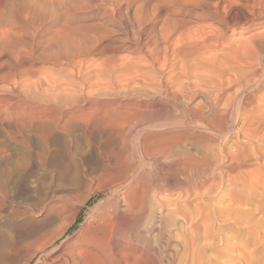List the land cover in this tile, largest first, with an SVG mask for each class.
<instances>
[{
  "label": "rangeland",
  "instance_id": "1",
  "mask_svg": "<svg viewBox=\"0 0 264 264\" xmlns=\"http://www.w3.org/2000/svg\"><path fill=\"white\" fill-rule=\"evenodd\" d=\"M33 1L34 0H0V87L2 86L4 92L3 93L0 89V92L3 93L0 94V146H4L2 148L5 149H0V159L2 156V159L0 160V168L5 166L2 164L9 162L8 159L11 157L17 158L21 156L22 150L25 147H29L32 156H37L38 160L40 157L41 160L36 166L29 163L24 165L26 167L19 169L18 175L21 176L22 180L18 179L16 184H14L18 185H13L15 188L12 186L13 190L10 189L7 191V197L9 196L7 200H10L8 202L11 204L12 210L15 214H13L12 217H9L11 219L6 217L0 218V236L9 231L16 233L20 231L22 232L24 229L33 225L37 220L46 216L57 215L58 218L52 224L44 228L35 238H19L17 244L13 245L10 249L12 258L18 256L21 252H24L25 254L27 252L28 255V251H32L33 246L39 239L51 237L69 222V216H71L70 214L72 213L71 211L73 207L78 205L83 194L87 191L86 188H78L77 182L81 181L78 179L82 178L84 181L90 182L93 179L100 178L105 169H108L110 165L115 166L128 162L131 159L130 154L136 152L135 148L139 141L138 139L141 140V138L146 136L150 142H154V145L156 143L161 145L159 146V148L163 147L161 150L170 148L171 154L168 152L167 155L166 152L163 155L162 153L165 151L163 150L157 154L156 158L152 160L153 162L145 165L146 168H144L143 175L146 182H144V186H141V188H146L148 193L150 192L149 194L151 197H153L152 194H154V198L155 200L157 199L158 202L156 200L152 206H150L151 204L149 202L146 203L143 212L139 213V216H142L143 218L141 217L138 220L139 222L136 221L132 227L134 245H141V247H143V245L146 244L143 248L152 252V236L149 233L148 225L150 223V214L153 209H156L158 215L160 214L159 221H162L159 222V225H164V228L159 226L160 230L163 229L160 231L161 234L164 231L163 235L160 234L159 236L161 240L159 239L158 241V247L160 248H158L160 252L157 251L159 264H264V0ZM64 17L66 19H64ZM4 22L8 23L7 25L10 26L9 30L10 28H13L12 31L10 30L12 33L13 31L18 30L17 32H20L19 35H21L22 32L26 30L25 32H28V34L24 32L25 35L22 34V36H19L17 32H14L12 34L13 36H11L9 30L5 31L8 26ZM14 23L16 24L14 25ZM51 24L52 26H49ZM101 24H104L105 28L109 29H104ZM60 26L64 33H62V38H65L64 43L68 42L70 38H74L76 35L75 39L78 41L80 39L79 42L82 47H84L86 43L88 44L91 41H97L99 38L104 44L114 45V48H112L109 53L113 50L110 54L111 56L113 55L112 61L114 64L117 63V66L112 63L115 67L111 68V65H109L111 70L109 69V66H106L105 69L103 66L97 64H101V58L104 59L105 55H98L97 57L95 54H90L88 55V58H85L84 65L85 63L86 65L84 68H88L86 70H89V66L92 65V68L90 66V69L93 70L90 71L95 72L97 69L95 70L94 68H96L97 65L98 68L99 66L102 69L104 68L103 70L98 69L99 72L102 71L104 73L106 71L107 73L105 72V75H102L100 72V75V73L96 71L98 74L92 73L93 75H91L90 72L89 78L91 77L92 79L90 78L89 81L90 84L93 85L90 92L94 91L93 95L95 97L92 95V101H89L87 98L80 100L81 103L79 101L73 104L71 103L74 107L71 104H68V106L62 108L55 103L53 104V102H45L42 99L43 96L49 98V95H51L49 93L54 95L52 86L54 85L53 87H55V84L58 86L60 82L65 85L66 88H64L67 89V91H70L68 92L69 94L73 89L75 93L80 91L77 88L80 89L78 85L81 86V83L76 81L77 78L71 74L73 70L70 66H54V69L53 64L43 61L38 65V70H42L34 71L35 73L30 72L31 76L29 73L26 75H29V78L31 79H35L34 82L32 79L31 83V80L26 76L25 79H23L24 76L21 79H16L19 81L21 80L22 83L24 80V83H31L29 85L27 84L28 86H25L29 87L30 85H33L34 87L30 86L32 90L33 88H37L35 85L37 84V81L44 83L43 85L38 82L37 89L39 90H33L36 94L39 93L38 95H32L33 91H29L31 90L30 87L28 89L24 84L23 86L25 90H23L24 88L22 87L21 82L16 86L17 81L11 77V80L10 78H7L8 82L7 79H2L7 73L11 74L12 72V74H14V66L16 67L14 56L21 52V55L19 56L22 57L23 50L28 47L26 45L25 48V44L29 43L30 45H28L31 47L30 49L35 48L34 45H36V51L34 52L35 55L42 52L51 54L54 51H58L59 48L55 41L52 43H46L47 41L45 42V40H42L40 37H42V29L48 27L58 29ZM69 26L73 27L71 28ZM99 26L102 28H98ZM1 27L6 28L1 31L3 29ZM82 28L83 30H81ZM29 30L32 33H30ZM109 30L113 33H108ZM73 31H76V34ZM6 32L8 37H6ZM69 32L70 34L67 35ZM72 33L75 35L68 37ZM2 34L6 35L3 36ZM94 34H101L103 38L101 35L93 36ZM30 36L33 39L30 38ZM4 37H6L7 40H5ZM81 37L84 41L81 40ZM28 38H30V40H28ZM93 38L98 39L94 40ZM66 39L68 41H66ZM86 39L88 42H85ZM14 40H16V42ZM21 40L24 41L22 42ZM141 40L145 41L141 42ZM18 41H20V44L23 43V47ZM40 43H42L41 46ZM117 45L120 47H117ZM9 46L10 49L13 47L12 51L9 49ZM63 46L64 48L66 47L65 44L63 45V43H61V51L65 50ZM145 46H147V48ZM14 50H19L16 52L18 54H16ZM1 60L2 62L4 61L3 64H1ZM88 61H91L90 64ZM40 64H44V66H41ZM88 64L89 66H87ZM65 66L68 69H66ZM47 69L49 70L47 71ZM41 71H44L45 74ZM45 71H47V74ZM52 71L55 73L58 71L60 75L56 73V76ZM67 73L68 75L71 74L72 77L71 75H69L70 77H67ZM34 74L35 76L38 74V77L36 78L39 80H36ZM39 75L40 77L42 76V79L46 78L45 82L39 78ZM43 75L45 76L43 77ZM46 75H49L48 77L50 78H47ZM63 75L68 79L72 78V80H69L68 82V80H63L66 79L63 77L60 81V76ZM95 75L100 80L96 79ZM51 77L54 79L60 78L59 80L57 79L56 83L52 80L55 84L52 85V82V86L50 87L49 83ZM27 78L29 81L26 80ZM13 80L15 81L13 82ZM92 80L93 82H97L96 84L100 81V84L95 86V83H91ZM46 81L49 83H46ZM58 81L59 83H57ZM65 81L70 83L68 88L66 86L68 84H66ZM101 82L105 87L107 86V89H115H109L110 92H107ZM41 84L49 93L43 91V88L40 89V86H42ZM47 84L49 86H45ZM4 85H6V89H4ZM12 85H14V87ZM63 85H59L60 90L58 87H55L54 93L56 94L58 92L57 94L69 96L65 90L63 92H66V95L63 92H60L64 89H61ZM70 85H74L73 87L76 85V88H73ZM101 85L103 89L100 88L98 92L97 87H101ZM7 87L8 89H12L8 90ZM18 87H21L22 89ZM56 88L59 91H56ZM69 88L73 89L69 90ZM90 88L91 87L86 88V91ZM6 90L8 92L7 94L5 93ZM19 90L20 92L28 91L31 95H29L28 92L20 94ZM104 90L108 95H104ZM42 91L49 95H44ZM116 91L117 93L119 92V95L115 94ZM122 91H124V93ZM9 92H11V94ZM79 93L81 94V91L77 94H71H73L72 97L77 95L74 98H78V96H80ZM98 93L101 96L97 95ZM22 94H24V96ZM39 95L40 97H38ZM29 96L34 97V103L33 99ZM35 97L40 98L41 100L38 99L37 102L35 101ZM139 107L141 109H139ZM92 108H96V110L92 112ZM1 109L4 111L6 109L7 113ZM22 110L25 111L24 113H29L30 111V114H34V116L35 114L41 116L42 121L36 122V120L28 119L29 115L21 114L23 113ZM89 110L90 112L88 113ZM116 110L117 112L120 110V113H117ZM82 111L84 112L82 114L84 116L80 115ZM235 112L237 114H234ZM65 113L70 115L74 113V115H79L81 118L88 117V119H90V124L86 126L84 124L70 123L69 126L66 125L65 127H61L65 124L64 121L52 122L57 119L58 116H62ZM121 113L122 115L120 116ZM19 114L20 117L18 118ZM87 114L91 117L87 116ZM56 115L57 117H55ZM235 115H238L237 118ZM7 117L9 121L7 120ZM96 117H99L100 119L97 122L95 121ZM2 120L4 122H2ZM149 124L151 129L148 128ZM153 124L158 125L155 126ZM107 126L109 129L106 128ZM2 128L6 131H3ZM119 128H123L121 129L122 132ZM140 128H143V130ZM110 129L112 131H110ZM18 130L21 132L17 133ZM2 131L4 133H2ZM22 131L25 132L23 133ZM50 131L54 132L50 133ZM10 133L12 134L10 135ZM140 133L142 134L139 135ZM121 134H124L123 136L126 138V143L128 144L127 149L124 150L116 145L108 147L104 146V143L108 138L113 135L123 137ZM171 134L176 136L173 135L169 137ZM26 136H29V139ZM166 136L168 138H166ZM6 137L10 139H7ZM65 138H67V140ZM11 139L13 140L11 141ZM47 139L48 141H46ZM61 139L64 144L61 142ZM40 140L42 141V144H49L50 152L57 153L58 160H61L62 157L61 161L65 160L63 161L64 163L59 161L55 166L47 165L45 163V151L41 149L40 154V147L42 145ZM165 140L167 141L166 144H168V146L165 144ZM158 141L160 142L158 143ZM10 142L12 146L14 145L13 147L15 149L11 147ZM19 142H23L22 145L18 144ZM34 143H37L38 145L36 144L35 146ZM7 144H9V146ZM52 145H55V147L53 148ZM35 147H37V149L39 148V150ZM75 149H78V151ZM197 149L199 150L197 151ZM6 150H10L13 155L10 154V152H6ZM3 151L4 153H2ZM13 151H17V154L13 153ZM204 151L207 156L204 154ZM94 152L100 154L101 162L99 161V164L96 162ZM103 152L105 154H102ZM117 153H119V155H117ZM41 155H44V158ZM64 156L67 158L63 159ZM109 156L111 157V161ZM134 156L135 158H138L135 154ZM257 157H259V159ZM184 159H186L185 161L188 164L185 165L183 162ZM187 159L190 161V164L192 163L189 168L194 166L193 169H191L193 174L189 168L186 169L189 165ZM106 160L111 163L109 166ZM42 161L44 162V164L42 163L43 165L40 164ZM206 161L208 163L204 164ZM102 163L105 164L103 165ZM199 163H201L203 168L205 167L206 171L205 169H202V166ZM241 163H243L242 165L244 167L242 165L239 166ZM252 163L254 164V168L257 166L258 168L254 169ZM195 164H198V167L195 166ZM248 164L252 169L246 167ZM137 165H140L139 162H137ZM235 165L239 167L237 168ZM55 167L57 169H55ZM245 167L248 168V170L253 171V173L251 172L252 175L247 173L248 170ZM37 168L39 169L37 170ZM175 168L176 170H173ZM167 169H169V172L165 175V171H168ZM20 170H23L22 173ZM193 170H195V172H193ZM202 170H204V173H202ZM244 170H246V174L244 173ZM241 172L245 174H243V177ZM73 173L76 174V176H74ZM187 173L190 174V177ZM94 174L96 176L98 175V177ZM150 174L152 176L149 177ZM163 174L165 176H163ZM237 174H241V177L238 178V176H236ZM153 175L157 178H154ZM194 175L196 177L193 178ZM49 177H51V180H49ZM65 177H70V179H65ZM234 177L238 178L241 183L238 182V179L235 181ZM157 180L158 183L159 181L161 183L158 184ZM184 180L185 182H183ZM65 181H68L69 183ZM176 181H178V183ZM74 182L76 184H74ZM168 182H174V186H172V184L168 185ZM30 183L32 185H30ZM23 184L29 185L28 191L25 188L21 189ZM36 185L39 188H36ZM60 185L62 187H60ZM65 185H68L67 188ZM152 186L154 188L156 186V189H153ZM27 192L29 193V196ZM65 192L67 193L65 194ZM19 195L21 197H19ZM22 195H26V199ZM103 197H105V195L99 193L94 195L87 202V204L81 209L75 223L67 230L63 237L58 239L55 246H60L64 244L65 241H69L75 237V234L84 222L86 215ZM25 203H29L28 207ZM30 203H32L31 206L33 205V208L30 206ZM38 211H40V213ZM235 213L239 214V218L241 219L239 223H237L239 219L236 217L237 215H234ZM2 219L3 222H1ZM165 223L167 224L166 227ZM140 233H142V235ZM143 234H145L146 238H144L145 236ZM222 234H224V236ZM148 235L151 239L147 237ZM24 244L26 245L24 246ZM20 246L21 248H19ZM24 248H26V250Z\"/></svg>",
  "mask_w": 264,
  "mask_h": 264
},
{
  "label": "bare ground",
  "instance_id": "2",
  "mask_svg": "<svg viewBox=\"0 0 264 264\" xmlns=\"http://www.w3.org/2000/svg\"><path fill=\"white\" fill-rule=\"evenodd\" d=\"M34 1H36V0H34ZM33 1V2H34ZM33 9V8H32ZM31 14V13H30ZM33 15V14H32ZM56 15H58V14H56ZM63 17V16H62ZM49 18V17H48ZM53 18H55V17H53ZM66 18H67V16H66ZM65 17H64V19H66ZM73 18V17H72ZM50 19V18H49ZM48 19V20H49ZM61 19V18H60ZM71 19V18H70ZM56 20V19H55ZM68 20H69V18H68ZM29 21V20H28ZM50 21V20H49ZM62 21V20H61ZM54 22H56V21H54ZM53 22V23H54ZM60 22V21H59ZM66 22V21H65ZM2 23H3V21H2ZM5 23V22H4ZM29 23V22H28ZM33 23V22H32ZM31 23V24H32ZM62 23V22H61ZM6 25L8 24V23H5ZM10 24V23H9ZM12 24V23H11ZM16 23H14V25H15ZM30 24V23H29ZM56 24V23H55ZM13 25V26H14ZM18 25V24H17ZM16 25V26H17ZM62 25H63V23H62ZM61 25V26H62ZM101 25H103V27H104V29H109V28H105V26H104V24H101ZM1 26V25H0ZM8 26V25H7ZM6 26V27H7ZM24 26V25H23ZM22 26V27H23ZM44 26V25H43ZM46 26V25H45ZM49 26H52V24L51 25H49ZM60 26V28L58 27V29L56 28V29H54L53 27H48V28H44V29H42V37H40V36H38V37H40V38H42V40H45V42L46 43H52V42H56L57 43V46H58V48H59V50L58 51H54V52H52L51 54H49V53H39L38 55H35L34 54V52L36 51L35 50V48H36V45H34V47L35 48H33V46H32V48L33 49H30L31 47H29V45L28 44H25L24 46H25V48H26V45L29 47H27L26 49H24L23 50V55H22V57L21 56H19V55H21V52L18 54V53H16V52H18V51H16V50H14L15 51V53L16 54H18V55H16V54H14V55H16V56H14V59H15V61H16V67L14 66V68H15V71H13V73L14 74H12V72H11V74L10 73H7L6 75H4L3 77H2V79H7V78H12V79H18V78H23V76H24V78L23 79H25V76L29 73V75L31 74L30 72H33V73H35L37 70H38V65H39V63H41V62H43V61H47V62H49V63H51V64H53V68H54V66H60V65H67V66H70L71 68H72V73L71 74H73V76L75 77V78H77V80L76 81H78V82H80L81 83V86H79L78 85V87H80V89L79 88H77L78 90H80L81 91V94H80V96H78V98H74V97H76V96H74V97H72L73 96V94H71V93H74V94H77L78 92H80V91H77V93H75V91H74V89L73 88H76V85H75V87H73L72 85H70V86H72L73 88H69V90L70 89H73V90H71V95L68 93V92H70V91H67V89H65L66 87H65V85H63V84H61V82H60V86H62L63 85V87H61V89L62 88H64L63 90H61L60 92H63L64 90L65 91H67V93H68V95L69 96H71V97H69V96H64V95H62V94H55L54 93V91H55V87H58V89L60 90V87H59V85L57 86L55 83H56V81H57V79L59 80V78L61 77V79H60V81L63 79V77H64V75H65V73H64V75L63 76H60L59 78H57V79H54V78H56L55 76H53L54 78H52L51 77V81H50V83L49 82H47L46 81V83H49L50 84V87L53 85V84H55V87H53L52 86V89H53V94L54 95H52V93H49L48 92V90L47 89H45V88H43V85H44V83H42V82H39V81H37V84H38V82L39 83H42L41 85L42 86H40V89H44L43 91H47V93H49V94H51V95H49V94H46V93H44L43 91V94L44 95H49L50 97L49 98H46L45 96H43V100L45 101V102H47V101H49V102H53V104L55 103V104H57L58 106H61L62 108L63 107H66V106H68V104H73V103H75V102H77V101H79L80 102V100H84V99H87L88 98V100L89 101H92V95H93V93H94V91L93 92H90V90L92 89V86L93 85H91L90 84V78H89V75H90V70H93V69H90V66H91V68H92V65H90L89 66V64H90V62H89V64L87 65V66H89V70H86V69H88L87 67L86 68H84V66L86 65V63H85V65H84V61H85V58L87 57L88 58V55H90V54H95V55H97V57H98V55H105V58L103 59V58H101V60H99V59H97V60H99V61H101V64L100 63H97L98 65H100V66H103L105 69H106V66H109V65H111V68H114L115 66H117L116 64H114L113 63V61H112V56H111V52L113 51H111L110 53H109V51L112 49V48H114V45H111V44H104L103 43V41L100 39H96V38H93L94 40H97V41H91V42H89L88 44L86 43L85 44V46L84 47H82L81 46V44H80V39H79V41L77 40V39H75V34L74 33H72L70 36H68V37H72V35H75L74 36V38H68V37H66V38H68L69 39V41L66 39V41H68V42H65L64 43V39L65 38H62L63 36H62V27ZM6 27H1V28H3L1 31H3V30H5V28ZM9 27L10 26H8L7 28H6V30L5 31H8L9 30ZM55 27V26H54ZM69 27H71V26H69ZM73 27V26H72ZM71 27V28H72ZM20 28V27H19ZM26 28V27H25ZM25 28H24V30H25ZM28 28H31V27H28ZM40 28V27H39ZM98 28H100V26L98 27ZM102 28V27H101ZM100 28V29H101ZM13 29V28H12ZM12 29L10 28V30L12 31ZM16 29V28H15ZM18 29V28H17ZM38 29V28H37ZM113 29H115V28H113ZM9 30V31H10ZM21 30V29H20ZM35 30H36V28H35ZM41 30V29H40ZM76 30V29H75ZM81 30H83V28L81 29ZM86 30V29H85ZM85 30H84V32H85ZM5 31H4V33H5ZM10 31V33H11V36H13L12 34L15 32H17L18 30H15V31H13V33ZM26 31V30H25ZM25 31H23L22 32V34L23 35H25V33L26 34H28V32H25ZM25 32V33H24ZM29 32H30V30H29ZM66 32V31H65ZM79 32V31H78ZM9 33V34H10ZM18 33V35L20 34V32H17ZM30 33H32V32H30ZM30 33H29V35H30ZM36 33H38V32H36ZM80 33V32H79ZM95 33V32H94ZM108 33H113L112 31H108ZM120 33V32H119ZM6 34H7V32H6ZM6 34H2L3 36H5ZM22 34L21 35H19V36H22ZM64 34V33H63ZM70 34V32L67 34V35H69ZM93 34V33H92ZM96 34V33H95ZM93 35V36H97V35ZM17 35V36H18ZM41 35V34H40ZM90 35H91V31H90ZM101 35V34H100ZM100 35H98V36H100ZM26 36H28V35H26ZM35 36V35H34ZM65 36V35H64ZM6 37H8V34H7V36ZM6 37H4L5 38V40H7L6 39ZM10 37V36H9ZM89 37V36H88ZM101 37L103 38V36L101 35ZM30 38H32L31 36H30ZM30 38H28V40H30ZM37 38V37H36ZM39 38V39H40ZM77 38V37H76ZM80 38V37H79ZM82 38V37H81ZM91 38V37H90ZM10 39H11V37H10ZM23 39V38H22ZM25 39V38H24ZM26 39H27V37H26ZM33 39V38H32ZM31 39V40H32ZM127 39V38H126ZM82 41H84L83 40V38L81 39ZM104 40V39H103ZM13 41V40H12ZM15 42H16V40H14ZM22 41V40H21ZM24 41V40H23ZM22 41V42H23ZM128 41V40H127ZM143 40H141V42H142ZM145 41V40H144ZM143 41V42H144ZM20 41H18V43H19ZM27 42H29V41H27ZM31 42V41H30ZM85 42H88L87 41V39H86V41ZM18 43H16V44H18ZM26 43V42H25ZM34 43V42H33ZM32 43V44H33ZM39 43V42H38ZM37 43V44H38ZM61 43H63V45L65 44V48H64V46H63V48L65 49L64 51H61V47H60V44ZM83 43V42H82ZM123 43V42H122ZM20 44V43H19ZM22 44V45H21ZM20 45L23 47V43H21ZM34 44H36V43H34ZM41 44L42 43H40V46H41ZM121 44V43H120ZM143 44H146V43H143ZM4 45H7V44H4ZM37 46H39V45H37ZM117 47H120V46H118L117 45ZM143 47V46H142ZM141 47V48H142ZM146 48H147V46H145ZM20 48V47H19ZM130 48V47H129ZM128 48V49H129ZM140 48V47H139ZM9 49H10V46H9ZM15 49V48H14ZM23 49V48H22ZM39 49V48H38ZM11 51L13 50V47H11V49H10ZM21 50V49H20ZM139 50H141V49H139ZM6 51V50H5ZM7 52H10V51H7ZM143 52V51H142ZM145 52V51H144ZM1 53V52H0ZM3 53V52H2ZM37 53V52H36ZM107 53H109V54H107ZM11 54H12V52H11ZM153 56V55H152ZM21 57V58H20ZM90 57H92V56H90ZM20 58V59H19ZM2 59V58H1ZM93 59V58H92ZM95 59V58H94ZM4 60V59H3ZM5 61V60H4ZM3 61V62H4ZM10 61V60H9ZM1 62H2V60H1ZM3 62L1 63V64H3ZM13 63V62H12ZM48 63V64H49ZM115 65H113V64ZM14 65V64H13ZM41 66L43 65L44 66V64H40ZM1 66H3V65H1ZM41 66H40V68H41ZM49 66V65H48ZM100 66H99V68H98V66L96 65V68H94L96 71H98V69H102V68H100ZM45 68H46V66H45ZM51 68H52V66H51ZM65 68H66V66H65ZM103 68V69H104ZM111 68H110V66H109V69L111 70ZM55 69V68H54ZM66 69H68V68H66ZM102 69V70H103ZM8 70V69H7ZM40 70H42V69H40ZM40 70H38V71H40ZM46 70V69H45ZM49 69H47V71H48ZM94 70V71H95ZM109 70V71H110ZM6 71V70H5ZM9 71H11V70H9ZM35 71V72H34ZM47 71H45L46 72V74H47ZM70 71H71V69H70ZM91 72V75H93L92 73H97V72ZM1 72V71H0ZM7 72V71H6ZM41 72H43V74H45L44 73V71H41ZM40 72V73H41ZM50 72V71H49ZM53 72V71H52ZM101 73H102V75H105L104 73L106 72H102V71H100ZM99 71H98V73H100ZM3 73V72H2ZM5 73V72H4ZM37 73H39V72H37ZM55 75H56V73H58L59 75H60V73L57 71L56 73L55 72H53ZM69 73V72H68ZM68 73H67V77H70L69 75H71V74H69L68 75ZM97 73V74H98ZM101 73H100V75H101ZM107 73V72H106ZM96 74V75H97ZM29 75L28 76H26V77H28L29 78ZM38 75V74H37ZM35 76V74H34V76H35V78L36 77H38V76ZM42 75V74H41ZM95 75V76H96ZM31 76V75H30ZM45 75H43V77H44ZM49 75H46V77L47 78H50V77H48ZM57 76V75H56ZM66 76L64 77V78H66ZM1 77V76H0ZM14 77V78H13ZM71 77H72V75H71ZM11 78H10V80H11ZM28 78L26 79V80H28ZM39 78H41V80L43 81V82H45V80H46V78L44 79H42V76L40 77V75H39ZM89 78V79H88ZM30 80H31V83H32V79L31 78H29ZM38 78H36V80H37ZM74 79V78H73ZM92 79V78H91ZM96 79H99V78H97V76H96ZM15 80H13V82L15 81ZM39 80V79H38ZM48 80H50V79H48ZM52 80H54L55 81V83H54V81H52ZM63 80H68V82H69V80L71 81L72 80V78L70 79H68V78H66V79H63ZM94 80V79H93ZM93 80H92V84L93 83H95L94 85L95 86H97V85H99L100 84V81H98V84H96L97 82H93ZM100 80V79H99ZM261 80V79H260ZM259 80V81H260ZM17 82H16V84L15 83H13L12 81V83L14 84V85H16V86H18L19 85V83L21 82V80L19 81V80H16ZM25 81V80H24ZM24 81H23V83H22V87L24 88V86L25 85H29V84H31V83H24ZM29 81V80H28ZM35 81V79H33V82ZM75 81V80H74ZM75 81V82H76ZM95 81V80H94ZM120 81V80H119ZM5 82V81H4ZM7 82H8V79H7ZM53 82V83H52ZM63 82V81H62ZM10 83V82H9ZM36 83V82H35ZM51 83H52V85H51ZM57 83H59V81L57 82ZM64 83V82H63ZM65 83L66 84H68V85H66L67 86V88H68V86H69V84L70 83H67L66 81H65ZM4 84V83H3ZM23 84H24V86H23ZM37 84H35L36 85V87L38 88V86H37ZM79 84V83H78ZM101 84H102V82H101ZM105 84H107V83H105ZM2 85V84H1ZM14 85H12L13 87H14ZM27 85V86H28ZM91 85V86H90ZM102 85H104V84H102ZM102 85H101V87L100 86H98L97 87V91L99 92V90H100V88H102ZM8 86V85H7ZM11 86V85H10ZM16 86H15V88H16ZM27 86H25V87H27ZM30 86H33V85H30ZM29 86V87H30ZM45 86H49L48 84L47 85H45ZM4 89H6V85H4ZM29 87H27L28 89H29ZM34 87V86H33ZM89 87H91L88 91H86V88H89ZM103 87H105V85L103 86ZM109 87V86H108ZM18 88H21V87H18ZM27 88H26V90H27ZM35 89V88H33V90L34 91H38L39 89ZM96 88V87H95ZM94 88V89H95ZM251 88V87H250ZM257 88H258V83H257ZM260 88V87H259ZM0 89L2 90V86L0 87ZM7 89H8V87H7ZM9 89H12V88H9ZM8 89V90H9ZM22 89V88H21ZM20 89V90H21ZM30 89L31 90H29V91H33L32 90V88L30 87ZM51 89V88H50ZM49 89V90H50ZM51 89V90H52ZM93 89V90H94ZM103 89V88H102ZM105 89H106V91L108 92H110V90H114V89H110V88H108L107 89V86L105 87ZM110 89V90H109ZM20 90H19V92H20ZM23 90H25V88L23 89ZM59 90H57V88H56V91H59ZM255 90V89H254ZM258 90H260V89H258ZM15 91V90H14ZM32 92L33 94L32 95H34V94H36L35 92ZM73 91V92H72ZM97 91H95V92H97ZM118 91H120V90H118ZM256 91V90H255ZM2 92H3V90H2ZM2 92H0V94L2 93ZM12 92V91H11ZM11 92H9L10 94H11ZM27 93L28 91H24V92H20V94L21 93ZM39 92H41V91H39ZM101 92V91H100ZM104 92H105V90H104ZM107 92H105V94L104 95H108V94H106ZM123 93H124V91H122ZM259 92V91H258ZM257 92V93H258ZM4 93V92H3ZM2 93V94H3ZM6 94L8 93L7 92V90H6V92H5ZM16 93V92H15ZM64 93V92H63ZM66 93V92H65ZM64 93V94H65ZM119 93V92H118ZM117 93V91H116V93L115 94H118ZM122 93V94H123ZM28 94L29 95H31V93L30 92H28ZM39 93H37L36 95H38ZM78 94V95H79ZM114 94V95H115ZM157 94V93H156ZM256 94V93H255ZM255 94H252V95H255ZM12 95H13V93H12ZM16 95V94H15ZM23 96H24V94H22ZM35 95V96H36ZM41 95H42V93H41ZM66 95V94H65ZM97 95H100L99 93L97 94ZM113 95V94H112ZM119 95V94H118ZM153 95V94H152ZM14 96V95H13ZM28 96V95H27ZM101 96V95H100ZM123 96V95H122ZM121 96V97H122ZM157 96V95H156ZM155 96V97H156ZM159 96V95H158ZM168 96V95H167ZM17 97V96H16ZM20 97V96H19ZM30 97V96H29ZM38 97H40V95L38 96ZM45 97V98H44ZM93 97H95L94 95H93ZM98 97V96H97ZM105 97V96H104ZM119 97V96H118ZM252 97V96H251ZM28 98V97H27ZM31 99H33L34 97L32 96V97H30ZM29 98V99H30ZM100 98V97H99ZM124 98V97H123ZM30 99V100H31ZM38 99H40V98H36L35 97V101H37L38 102ZM107 99V98H106ZM115 99H116V96H115ZM18 100V99H17ZM16 100V101H17ZM28 100V99H27ZM29 100V101H30ZM41 100V99H40ZM39 100V101H40ZM118 100H120V99H118ZM14 101V100H13ZM21 101V100H20ZM43 101V102H44ZM252 101V100H251ZM9 102V101H8ZM12 102V101H11ZM25 102V101H24ZM31 102V101H30ZM85 102V101H84ZM114 102H116V101H114ZM122 102V101H121ZM1 103V102H0ZM33 103H34V99H33ZM40 103H41V101H40ZM81 103V102H80ZM83 103V102H82ZM87 103H89V102H87ZM99 103V102H98ZM120 103V102H119ZM6 104V103H5ZM32 104V103H31ZM71 104V105H72ZM92 104H94V103H92ZM117 104V103H116ZM12 105V104H11ZM36 105V104H35ZM38 105V104H37ZM41 105V104H40ZM71 105H70V107H71ZM79 105V104H78ZM98 105H100V104H98ZM106 105V104H105ZM120 105V104H119ZM43 106V105H42ZM73 106V105H72ZM82 106V105H81ZM97 106V105H96ZM107 106V105H106ZM105 106V107H106ZM109 106H110V104H109ZM113 106H115V105H113ZM112 106V107H113ZM239 106V105H238ZM2 107H3V104H2ZM50 107V106H49ZM74 107V106H73ZM95 107V106H94ZM116 107V106H115ZM137 107V106H136ZM8 108V107H7ZM58 108V107H57ZM98 108H100V107H98ZM103 108V107H102ZM107 108V107H106ZM114 108V107H113ZM112 108V109H113ZM66 109V108H65ZM71 109V108H70ZM108 109V108H107ZM111 109V108H110ZM125 109V108H124ZM130 109V108H129ZM139 109H141L140 107H139ZM236 109V108H235ZM1 110H3V109H1ZM63 110V109H62ZM94 110H96V108L94 109V108H92V112L94 111ZM109 110V109H108ZM121 110V109H120ZM120 110H118V112H117V110H116V112L117 113H120ZM237 110V109H236ZM4 111V110H3ZM8 111H10V110H8ZM14 111H15V109H14ZM105 111V110H104ZM103 111V112H104ZM115 111V110H114ZM4 112H6V109H5V111ZM22 112L23 113H21V114H24V115H29L28 117V119H31V120H36V122H40V121H42V117L41 116H37L36 114H35V116H34V114L32 115V114H30L31 112L29 111V113H24L25 111L24 110H22ZM90 112V110L88 111V113ZM102 112V113H103ZM2 113V112H1ZM7 113V112H6ZM6 113H5V116H6ZM10 113H12L11 111H10ZM72 113V112H71ZM84 112L82 111V113H80V115H82ZM110 113V112H109ZM127 113V112H126ZM4 114V113H3ZM75 114H77V113H75ZM91 114V113H90ZM111 114V113H110ZM223 114H224V112H223ZM234 114H237L236 112L234 113ZM12 115V114H11ZM31 115V116H30ZM50 115V114H49ZM52 115H54V114H52ZM122 115V113L120 114V116ZM225 115H226V113H225ZM10 116V115H9ZM13 116V115H12ZM12 116H10V117H12ZM82 116H84V115H82ZM86 116V115H85ZM87 116H89V117H91L90 115H88L87 114ZM114 116H115V114H114ZM117 116V115H116ZM224 116V115H223ZM236 116V115H235ZM238 116V115H237ZM237 116H236V118H237ZM9 117V118H10ZM20 117V114L18 115V118ZM21 117H22V115H21ZM24 117H26V116H24ZM46 117V116H45ZM55 117H57V115L55 116ZM123 117V116H122ZM13 118V117H12ZM93 118V117H92ZM226 118V117H225ZM224 118V119H225ZM21 119V118H20ZM26 119V118H25ZM28 119H26V120H28ZM223 119V120H224ZM231 119H233V118H231ZM7 120H8V117H7ZM22 120V119H21ZM30 120V121H31ZM100 119H99V117L97 118H95V121L97 122V121H99ZM116 120H117V118H116ZM126 120V119H125ZM235 120V119H234ZM234 120H233V122H234ZM9 121V120H8ZM15 121V120H14ZM19 121V120H18ZM60 121H64V125L63 126H61V127H65L66 125H68L69 126V124L70 123H76V124H84V125H88V124H90V119H88V117H79V115H74V113L73 114H68V113H65V114H63L62 116H58L57 117V119H55V120H53L52 122L54 123V122H60ZM112 121H113V119H112ZM2 122H4L3 120H2ZM7 122V121H6ZM115 122V121H114ZM7 123H9V122H7ZM29 123V122H28ZM33 123V122H32ZM6 124V123H5ZM11 124V123H10ZM10 124H9V126H10ZM21 125V124H20ZM19 125V126H20ZM33 125V124H32ZM35 125V124H34ZM58 125V124H57ZM61 125V124H60ZM72 125V124H71ZM98 125H99V123H98ZM114 125V124H113ZM153 125H155V124H153ZM152 125V126H153ZM156 125H158V124H156ZM155 125V126H156ZM2 126V125H1ZM25 126V125H24ZM44 126V125H43ZM59 126V125H58ZM106 126V125H105ZM147 126V125H146ZM14 127H15V125H14ZM100 127V126H99ZM103 127V126H102ZM101 127V128H102ZM116 127V126H115ZM148 127V126H147ZM1 128V127H0ZM17 128V127H16ZM57 128V127H56ZM55 128V129H56ZM96 128V127H95ZM94 128V129H95ZM106 128H108V126L106 127ZM148 128H150V124H149V127ZM156 128V127H155ZM3 129V128H2ZM10 129V128H9ZM21 129V128H20ZM25 129V128H24ZM48 129V128H47ZM59 129V128H58ZM66 129V128H65ZM86 129V128H85ZM97 129V128H96ZM109 129V128H108ZM107 129V130H108ZM121 129H123V128H121ZM121 129L119 128V130L121 131ZM140 129H142L143 130V128H140ZM151 129V128H150ZM157 129V128H156ZM17 130V129H16ZM23 130V129H22ZM26 130V129H25ZM61 130V129H60ZM69 130V129H68ZM102 130V129H101ZM116 130H117V128H116ZM115 130V131H116ZM3 131H6V130H4L3 129ZM2 131V133H4ZM14 131V130H13ZM29 131H31V130H29ZM41 131V130H40ZM43 131V130H42ZM56 131V130H55ZM109 131V130H108ZM110 131H112L111 129H110ZM139 131V130H138ZM137 131V132H138ZM147 131V130H146ZM8 132V131H7ZM10 132H12V131H10ZM15 132V131H14ZM21 132V131H20ZM19 132V130H18V132L17 133H20ZM23 133L25 132V131H22ZM28 132V131H27ZM35 132V131H34ZM46 132V131H45ZM44 132V133H45ZM52 132H54V131H52ZM51 131H50V133H52ZM67 132V131H66ZM122 132V131H121ZM124 132V131H123ZM141 132V131H140ZM29 133V132H28ZM28 133H27V135H28ZM43 133V132H42ZM113 133V132H112ZM144 133V132H143ZM151 133V132H150ZM221 133H223L222 131H221ZM9 134V133H8ZM12 133H10V135H11ZM30 134V133H29ZM32 134V133H31ZM40 134H41V132H40ZM63 134V133H62ZM142 133H140L139 135H141ZM152 134H153V132H152ZM4 135V134H3ZM34 135H35V133H34ZM33 135V136H34ZM36 135H37V133H36ZM54 135H56V134H54ZM58 135V134H57ZM60 135V134H59ZM70 135H71V132H70ZM86 135V134H85ZM122 135V134H121ZM124 135V134H123ZM122 135V136H123ZM174 135V134H173ZM172 134L171 135H169V137L170 136H173ZM223 135H224V133H223ZM222 135V136H223ZM8 136V135H7ZM13 136V135H12ZM23 136V135H22ZM30 136H32V135H30ZM38 136V135H37ZM37 136H36V138H37ZM41 136V135H40ZM43 136V135H42ZM61 136V135H60ZM59 136V137H60ZM68 136H69V134H68ZM81 136V135H80ZM91 136V135H90ZM168 136V135H167ZM166 136V138H168ZM174 136H176V135H174ZM4 137V136H3ZM11 137V136H10ZM13 137H15V136H13ZM27 138L29 137V136H26ZM45 137V136H44ZM47 137V136H46ZM49 137H51V136H49ZM54 137V136H53ZM155 137V136H154ZM157 137V136H156ZM163 137V136H162ZM5 138V137H4ZM7 138V137H6ZM12 138V137H11ZM16 138H18V137H16ZM15 138V139H16ZM60 138H62V137H60ZM131 138H133V137H131ZM136 138H137V136H136ZM172 138V137H171ZM7 139H10V138H7ZM26 139V138H25ZM29 139V138H28ZM66 140H67V138H65ZM91 139V138H90ZM155 139V138H154ZM160 139V138H159ZM5 140V139H4ZM13 139H11V141H12ZM17 140V139H16ZM24 140V139H23ZM51 140V139H50ZM57 140V139H56ZM62 140V139H61ZM65 140V141H66ZM71 140V139H70ZM88 140V139H87ZM131 140V139H130ZM139 141L137 142V145H136V148H135V151L136 152H134V153H132V154H130V162L128 161V162H124V163H122V164H120V162H119V164L120 165H115V166H109V164H111L110 162H108L107 160V164H108V166H109V168L108 169H105V171L103 172V175L100 177V178H97V179H93V180H91L90 182L89 181H84L82 178L81 179H78V180H81L80 182H77V186H78V188H80V189H87V191L83 194V196H82V199L79 201V203H78V205H76V206H74L73 207V209H72V213L70 214L71 216H69L70 218V220H69V222L64 226V227H62L56 234H54V235H52L51 237H49V238H45V239H39L36 243H35V245L33 246V248H32V251L30 252V251H28V255H27V252H26V254L24 253V252H21L18 256H16L15 258H12V254H11V251H10V249L12 248V246L13 245H15V244H17V242H18V240H19V238H35L36 236H38L39 235V233L44 229V228H46L47 226H49L50 224H52L54 221H56L57 220V218H58V216L57 215H53V216H46V217H44V218H42V219H40V220H37L33 225H31L29 228H27V229H24L22 232L20 231V232H12V231H9V232H7V233H4L2 236H0V264H157V259H158V256H157V251H159V247H158V241H159V236H160V234H161V232L160 231H162L163 229H159V226H162V225H159V222H162V221H159V215H158V212L156 211V209H153L152 210V212H151V214H150V223H149V233H150V235L152 236V240H151V242H152V252H149V251H147L146 249H144L143 247L146 245H143V247H141V245L140 246H138V245H134L135 243H133V240H134V238H133V234H132V227H133V224L136 222V221H138L141 217L139 216V213H141V212H143V209H144V207H146L145 205H146V203H150L151 205L150 206H152L155 202H156V200H155V198H154V194H152L153 195V197H151V195L148 193V190L146 189V188H141V186H144L143 184H144V182H146L145 180V177H144V168H146V164H148V163H151V162H153L152 160H154V158H156V156H157V154L158 153H160V152H162L163 150H165V151H163V155L167 152V155H168V152H169V154H171L170 153V151H171V149L170 148H165V149H162L161 150V148H163V147H160L159 148V146H161V145H158L157 143L154 145L153 143L154 142H150L149 141V139L148 138H146V136H144L143 138H141V140L140 139H138ZM156 140V139H155ZM158 140V139H157ZM167 140V139H166ZM165 140V144H166V142L168 141H166ZM10 141V140H9ZM24 141H26V140H24ZM37 141H38V139H37ZM41 141V140H40ZM42 141H43V139H42ZM42 141H41V144H42ZM46 141H48V139L46 140ZM45 141V142H46ZM151 141H152V139H151ZM154 141V140H153ZM163 141V140H162ZM172 141V140H171ZM14 142V141H13ZM27 142V141H26ZM63 144H64V142H63V140L61 141ZM60 142V143H61ZM77 142V141H76ZM157 142V141H156ZM160 141H158V143H159ZM173 142V141H172ZM175 142V141H174ZM17 143V142H16ZM22 143L23 142H19L18 144H21L22 145ZM28 143V142H27ZM49 143V142H48ZM57 143V142H56ZM130 143H132V142H130ZM129 143V144H130ZM10 144H11V142H10ZM35 144V143H34ZM37 144V143H36ZM36 144H35V146H36ZM77 144V143H76ZM177 144V143H176ZM6 145V144H5ZM8 146H9V144H7ZM29 145H30V143H29ZM38 145V144H37ZM71 145V144H70ZM111 145H116L117 147H119V148H123L124 150L125 149H127V143H126V138L123 136V137H119V136H116V135H113V136H111L110 138H108L107 139V141L104 143V146H106V147H108V146H111ZM133 145V144H132ZM157 145H158V147H157ZM167 146H168V144H166ZM173 145V144H172ZM172 145H171V147H172ZM14 146V145H13ZM12 146V144H11V147L12 148H14ZM53 146V145H52ZM72 146V145H71ZM130 146H131V144H130ZM167 146H164V147H167ZM176 146V145H175ZM1 147V146H0ZM2 147H4V146H2ZM0 148V149H3V148ZM24 147H25V145H24ZM32 147V146H31ZM39 147V146H38ZM55 147V145L53 146V148ZM132 147V146H131ZM6 148V147H5ZM17 148V147H16ZM36 149H37V147H35ZM62 148H63V146H62ZM73 148H75V147H73ZM77 148V147H76ZM175 148V147H174ZM15 149V148H14ZM18 149V148H17ZM41 149L43 150V151H45V163L47 164V165H49V166H52V165H54L55 166V164H57V163H59V161H61L62 160V157H61V160H58V155H57V153H54V152H50V150H49V144H47V143H44V144H42L41 145V147H40V154H41ZM61 149V148H60ZM112 149V148H111ZM114 149V148H113ZM3 150H5V149H3ZM19 150H22V149H19ZM18 150V151H19ZM32 150H33V148H32ZM37 150H39V148L37 149ZM37 150H36V152H37ZM54 150H56V149H54ZM62 150V149H61ZM75 150H77L78 151V149H75ZM116 150V149H115ZM115 150H114V152H115ZM118 150V149H117ZM199 149H197V151H198ZM63 151V150H62ZM97 151V150H96ZM193 151V150H192ZM196 151V152H197ZM1 152V151H0ZM6 152H10V150H6ZM17 152V151H16ZM16 152H14L13 151V153H16ZM35 152V153H36ZM39 152V151H38ZM102 152V151H101ZM105 152V151H104ZM102 153V154H105V153ZM113 152V153H114ZM117 152V151H116ZM119 152V151H118ZM200 152V151H199ZM202 152V151H201ZM2 153H4V151L2 152ZM79 153V152H78ZM95 153V152H94ZM175 153V152H174ZM188 153V152H187ZM10 154H12V152H10ZM17 154V153H16ZM19 154V153H18ZM36 154H38V153H36ZM108 154V153H107ZM107 154H106V157H107ZM134 154L136 155V156H138V158H140V159H138V158H135V156H134ZM161 154V155H162ZM191 154V153H190ZM204 154H205V151H204ZM203 154V155H204ZM260 154V153H259ZM5 155H7V154H5ZM13 155V154H12ZM15 155V154H14ZM95 155V157H96V162H97V164H99V161H100V154L97 152V154L95 153L94 154ZM109 155V154H108ZM111 155V154H110ZM117 155H119V153H117ZM186 155V154H185ZM202 155V154H201ZM206 155V154H205ZM11 156V155H10ZM10 156H9V158H10ZM35 156V155H34ZM34 156H32V154H31V151H30V149H29V147H25L23 150H22V154H21V156H19V157H17V158H10V159H8L9 160V162H7V163H5V164H2L4 167H1L0 168V218H3V217H6V218H9V217H12V215L13 214H15V212L12 210V206H11V204L8 202V201H10V200H7L8 199V197H7V191L8 190H13V187L14 186H17V185H14V184H16V182L18 181V179H21L22 180V178H21V176L20 175H18L19 174V169H21V168H23V167H26V166H24V165H27V164H29V163H31V164H33L34 166H36V165H38V162L39 161H41L40 160V157H39V160H38V158H37V156L36 157H34ZM39 156V155H38ZM42 156V155H41ZM44 156V155H43ZM42 156V157H43ZM126 156V155H125ZM129 156V155H128ZM159 156V155H158ZM170 156V155H169ZM188 156V155H187ZM207 156V155H206ZM41 157V158H42ZM73 157H74V155H73ZM94 157V156H93ZM110 157V156H109ZM108 157V158H109ZM160 157V156H159ZM198 157V156H197ZM201 157V156H200ZM44 158V157H43ZM65 158V156L63 157V159ZM67 158V157H66ZM65 158V159H66ZM161 158V157H160ZM176 158V157H175ZM208 158V157H207ZM258 159H259V157H257ZM260 158H262V157H260ZM1 159H2V156H1ZM0 159V160H1ZM73 159V158H72ZM80 159V158H79ZM167 159V158H166ZM178 159V158H177ZM256 159V158H255ZM257 159V160H258ZM6 160V159H5ZM71 160V159H70ZM173 160H174V158H173ZM186 159H184V163H185V165L186 164H188V163H186V161H185ZM188 160V159H187ZM256 160V161H257ZM264 160V159H263ZM262 160V161H263ZM2 161H4V160H2ZM63 161H65V160H63ZM63 161H61L62 163H64ZM72 161V160H71ZM110 161H111V157H110ZM161 161V160H160ZM168 161V160H167ZM169 161H170V159H169ZM189 161V160H188ZM195 161V160H194ZM199 161V160H198ZM201 161V160H200ZM203 161V160H202ZM260 161V160H259ZM1 162V161H0ZM101 162V161H100ZM115 162V161H114ZM137 162H139V166L137 165ZM162 162V161H161ZM182 162V163H183ZM193 162V161H192ZM203 162H205V161H203ZM202 162V163H203ZM253 162V161H252ZM254 162H255V160H254ZM253 162V163H254ZM44 164V162L42 161L40 164ZM159 163V162H158ZM165 163V162H164ZM177 163V162H176ZM198 163V162H197ZM208 162L206 161V163H204V164H207ZM252 163V165H253V168H254V164L256 163H254L253 164ZM262 163V162H261ZM261 163H260V167H261ZM42 164V165H43ZM95 164V163H94ZM103 164V163H102ZM105 164V163H104ZM103 164V165H104ZM155 164V163H154ZM157 164V163H156ZM192 164V163H191ZM191 164H190V161H189V165H188V167H186V169L187 168H189V166L191 167ZM194 164V163H193ZM200 165H201V163H199ZM203 164V165H204ZM243 163H241L239 166H241ZM247 164V163H246ZM258 164V163H257ZM73 165H74V163H73ZM101 165V164H100ZM184 165V164H183ZM244 165H245V162H244ZM259 165V164H258ZM264 165V164H263ZM30 166V165H29ZM148 166V165H147ZM151 166V165H150ZM155 166V165H154ZM195 166H197L198 167V164H195ZM202 166V165H201ZM207 166V165H206ZM236 166V165H235ZM235 166H234V168H235ZM238 166V167H239ZM243 166V165H242ZM250 166H251V164H250ZM96 167V166H95ZM162 167V166H161ZM160 167V168H161ZM164 167V166H163ZM175 167V166H174ZM194 167V166H193ZM193 167L192 168H189L190 170L191 169H193ZM237 167V166H236ZM237 167V168H238ZM244 167V166H243ZM246 167H249V164L246 166ZM245 167V168H246ZM252 167V166H251ZM263 167V166H262ZM36 168V167H35ZM75 168V167H74ZM98 168V167H97ZM154 168V167H153ZM166 168V167H165ZM164 168V169H165ZM200 168V167H199ZM250 168V167H249ZM255 168H258V166L257 167H255ZM254 168V169H255ZM39 168H37V170H38ZM55 169H57L56 167H55ZM99 169V168H98ZM184 169V168H183ZM196 169H198V168H196ZM202 169H205V167L203 168V166H202ZM243 169V168H242ZM247 170H248V168H246ZM250 169H252V168H250ZM253 169V170H254ZM24 170V169H23ZM22 170V171H23ZM37 170H36V172H37ZM73 170V169H72ZM77 170V169H76ZM92 170V169H91ZM168 171L166 172L165 171V175L169 172V169H167ZM173 170H176V168L175 169H173ZM178 170V169H177ZM237 170H239V169H237ZM22 171L20 170V172L22 173ZM98 171V170H97ZM97 171H96V173H97ZM100 171V170H99ZM156 171H158V170H156ZM186 171V170H185ZM197 171H199V170H197ZM201 171V170H200ZM203 172L202 173H204V170H202ZM205 171H206V169H205ZM239 171H242V170H239ZM238 171V172H239ZM246 170H244V173L246 174V172H245ZM255 171V170H254ZM35 172V171H34ZM33 172V173H34ZM40 172V171H39ZM38 172V173H39ZM73 172V171H72ZM77 172V171H76ZM81 172V171H80ZM150 172V171H149ZM155 172V171H154ZM159 172H160V169H159ZM162 172V171H161ZM188 172V171H187ZM190 172V171H189ZM193 172H195V170H193ZM251 172L253 173V171L252 170H248V172L247 173H250L251 174ZM55 173H56V171H55ZM87 173V172H86ZM152 173V172H151ZM157 173V172H156ZM163 173V172H162ZM161 173V174H162ZM191 173H192V170H191ZM200 173V172H199ZM242 173V177H243V172H241ZM29 174V173H28ZM187 174H189V173H187ZM186 174V175H187ZM193 174V173H192ZM198 174V173H197ZM201 174V173H200ZM244 174V175H245ZM23 175H24V173H23ZM25 175H27V174H25ZM50 175V174H49ZM73 175L74 176H76V174H74L73 173ZM83 175H85V174H83ZM95 175V174H94ZM158 175V174H157ZM164 174H163V176H165ZM202 175V174H201ZM241 175V174H240ZM240 175H236V176H238V178H240L241 176ZM248 175V174H247ZM252 175V174H251ZM250 175V176H251ZM33 176V175H32ZM39 176H40V174H39ZM77 176H78V174H77ZM88 176H89V174H88ZM96 176V175H95ZM150 176H152L151 174L149 175V177ZM154 176V175H153ZM155 176H156V174H155ZM154 176V178H157V177H155ZM159 176H160V174H159ZM197 176H199V175H197ZM202 176H204V175H202ZM201 176V177H202ZM38 177V176H37ZM71 177V176H70ZM70 177H65V179H70ZM96 177H98V175L96 176ZM146 177H147V175H146ZM185 177V176H184ZM189 177H190V174H189ZM191 177H192V175H191ZM194 177H196L195 175L193 176V178ZM29 178V177H28ZM45 178V177H44ZM48 178V177H47ZM148 178V177H147ZM160 178H162V177H160ZM168 178H169V175H168ZM235 179V181H236V179H238V178H236V177H234ZM30 179H31V177H30ZM35 179V178H34ZM41 179V178H40ZM46 179V178H45ZM74 179V178H73ZM152 179V178H151ZM192 179V178H191ZM46 180H48V179H46ZM49 180H51V177H49ZM77 180V179H76ZM154 180V179H153ZM152 180V181H153ZM163 180V179H162ZM165 180V179H164ZM193 180V179H192ZM195 180H196V178H195ZM31 181H35V180H31ZM42 181V180H41ZM69 181V180H68ZM68 181H65V182H68ZM72 181V180H71ZM150 181V180H149ZM167 181H168V179H167ZM175 181V180H174ZM20 182V181H19ZM40 182V181H39ZM50 182H52V181H50ZM154 182V181H153ZM156 182V181H155ZM177 183H178V181H176ZM183 182H185V180L183 181ZM195 182V181H194ZM238 182H240V180L238 179ZM238 182H237V184H238ZM45 183V182H44ZM43 183V184H44ZM69 183V182H68ZM157 183H158V180H157ZM157 183H155V184H157ZM159 183H161L160 181H159ZM158 183V184H159ZM169 183V182H168ZM174 183V182H173ZM173 183H169L168 185H170V184H172V186H174L173 185ZM177 183H176V185H177ZM192 183V182H191ZM190 183V184H191ZM241 183V182H240ZM248 183V182H247ZM35 184V183H34ZM47 184V183H46ZM49 184V183H48ZM65 184H67V183H65ZM74 184H76L75 182H74ZM152 184V183H151ZM157 184V185H158ZM165 184H166V182H165ZM14 185V186H13ZM30 185H32L31 183H30ZM156 185V186H157ZM13 186V187H12ZM68 186V185H67ZM67 186L65 185V187L67 188ZM74 186V185H73ZM146 186H147V183H146ZM156 186H155V188L153 187V189H156ZM167 186V185H166ZM34 187V186H33ZM41 187V186H40ZM60 187H62L61 185H60ZM15 188V187H14ZM23 188H25L27 191H28V189H29V185L28 184H23V187L21 188V189H23ZM36 188H39V187H37V185H36ZM44 188V187H43ZM57 188V187H56ZM72 188V187H71ZM149 188V187H148ZM35 189V188H34ZM58 189V188H57ZM158 189V188H157ZM159 189H160V185H159ZM14 190H16V189H14ZM150 190V189H149ZM48 191V190H47ZM155 191V190H154ZM14 192V191H13ZM16 192V191H15ZM31 192H32V190H31ZM83 192V191H82ZM29 193H30V191H29ZM29 193L27 192V194H28V196H29ZM33 193V192H32ZM36 193V192H35ZM67 192H65V194H66ZM69 193V192H68ZM99 193H103L104 195H105V197H103V198H101L96 204H95V206L90 210V212L86 215V217H85V220H84V222L82 223V225H81V227L77 230V232H76V234H75V237L73 238V239H71V240H69V241H65V243L64 244H62V245H60V246H55V243L58 241V239H60L61 237H63L64 236V234L67 232V230L75 223V221H76V219H77V217H78V215H79V213H80V211H81V209L87 204V202L94 196V195H97V194H99ZM16 194V193H15ZM60 194H61V192H60ZM79 194V193H78ZM33 195V194H32ZM31 195V196H32ZM43 195V194H42ZM64 195V194H63ZM158 195V194H157ZM22 196H24V195H22ZM26 196V195H25ZM24 196V198L26 199V197ZM14 197H16V196H14ZM18 197V196H17ZM19 197H21L20 195H19ZM44 198H45V196H44ZM11 199V198H10ZM21 199V198H20ZM22 199H23V197H22ZM44 200V199H43ZM48 200V199H47ZM24 201V200H23ZM31 201V200H30ZM14 202V201H13ZM22 202V201H21ZM27 202V201H26ZM29 202V201H28ZM157 202H158V200H157ZM19 203V202H18ZM46 203H49V202H46ZM15 204V203H14ZM22 204V203H21ZM26 204V203H25ZM28 204L29 203H27L26 204V206L28 207ZM31 204L32 203H30V206H31ZM76 204V203H75ZM158 204V203H157ZM46 205V204H45ZM58 205V204H57ZM148 206V205H147ZM32 208H33V205L31 206ZM57 207V206H56ZM154 207V206H153ZM35 208V207H34ZM149 208V207H148ZM151 209H152V207H151ZM45 210V209H44ZM150 210V209H149ZM159 210V209H158ZM13 211V212H12ZM17 211V210H16ZM23 212H24V210H23ZM28 212V211H27ZM26 212V213H27ZM32 212V211H31ZM39 213H40V211H38ZM147 212H148V210H147ZM160 212V211H159ZM238 212V211H237ZM236 212V213H237ZM17 213V212H16ZM20 213V212H19ZM36 213V212H35ZM234 214L236 217H238V219H239V221L237 222V223H239L240 222V218H239V214ZM143 214V213H142ZM162 214V213H161ZM144 215V214H143ZM146 215V214H145ZM147 215H148V213H147ZM146 215V216H147ZM59 216H61V215H59ZM234 216V217H235ZM24 217H25V214H24ZM165 217V216H164ZM15 218V217H14ZM41 218V217H40ZM68 218V217H67ZM143 218V217H142ZM145 218V217H144ZM9 219H11V218H9ZM16 219V218H15ZM24 219V218H23ZM237 219V218H236ZM14 220V219H13ZM143 220V219H142ZM149 220V219H148ZM16 221V220H15ZM19 221V220H18ZM165 221V220H164ZM167 221V220H166ZM1 222H3V219H2V221ZM22 222V221H21ZM139 222V221H138ZM144 222V221H143ZM142 223V222H141ZM167 223V222H166ZM165 223V227L167 226V224ZM136 225V224H135ZM222 226V225H221ZM141 227V226H140ZM142 227H144V226H142ZM163 228H164V225L162 226ZM19 228V227H18ZM145 228V227H144ZM167 229V228H166ZM219 229H221V228H219ZM135 230V229H134ZM148 230V229H147ZM165 230V229H164ZM47 231H48V229H47ZM224 231V230H223ZM219 232H221V231H219ZM136 233H137V231H136ZM163 233H164V231H163ZM163 233L161 234V235H163ZM222 233V232H221ZM224 233V232H223ZM141 235H142V233H140ZM140 235V236H141ZM144 236H145V234H143ZM223 236H224V234H222ZM136 236V235H135ZM142 237V236H141ZM148 238H149V235L147 236ZM144 238H146V236L144 237ZM162 238V237H161ZM137 239V238H136ZM149 239H151V238H149ZM149 239H148V241H149ZM35 240V239H34ZM65 240V239H64ZM161 240V239H160ZM138 241V240H137ZM24 242V241H23ZM149 243V242H148ZM167 243H169V242H167ZM26 244H24V246H25ZM150 245V246H151ZM19 248H21V246L19 247ZM148 248V247H147ZM159 248V249H158ZM25 250H26V248H24ZM24 250V251H25ZM17 251V250H16ZM13 252V251H12ZM15 252V251H14ZM160 252V251H159ZM160 256V255H159ZM34 262V263H33ZM158 264H159V259H158Z\"/></svg>",
  "mask_w": 264,
  "mask_h": 264
}]
</instances>
